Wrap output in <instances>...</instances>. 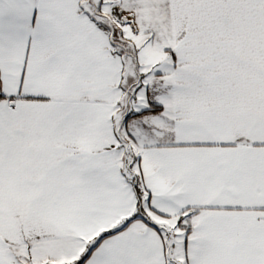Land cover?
I'll use <instances>...</instances> for the list:
<instances>
[{"label":"crops","instance_id":"0c3cea01","mask_svg":"<svg viewBox=\"0 0 264 264\" xmlns=\"http://www.w3.org/2000/svg\"><path fill=\"white\" fill-rule=\"evenodd\" d=\"M228 1L209 7V51L225 59L236 53L237 65L255 75L226 83L252 85H242L230 107L209 110V141L154 142L160 124L185 122L174 118L176 109L130 111L129 133L118 137L116 105L122 60L134 52L145 78L148 62L158 63L165 47L148 42L147 24L142 46L122 50L110 39L122 28L142 32L136 7L148 0H95L92 8L89 0H0V250L27 243L42 264H78L89 251L82 264H180L178 242L170 247L163 223L183 227V215L191 224L186 264H264V139L249 136L264 134V0H249L253 26L261 22L262 30L246 29L235 44L216 43ZM178 45L171 39L166 48L175 60L166 72L172 83L185 74ZM129 148L149 194L148 212L160 218L153 224L142 217L127 223L137 207L124 171ZM10 229L21 238L2 239ZM112 230L118 231L98 238ZM0 264L18 261L12 253Z\"/></svg>","mask_w":264,"mask_h":264},{"label":"rangeland","instance_id":"374dc122","mask_svg":"<svg viewBox=\"0 0 264 264\" xmlns=\"http://www.w3.org/2000/svg\"><path fill=\"white\" fill-rule=\"evenodd\" d=\"M94 1L89 0L88 5L91 8ZM212 1L214 0H148V4L137 3V7L136 4H131L138 11L137 25L142 32L134 34L133 28H122L116 35L110 34V39H113L112 43H117L122 50L129 44L142 46L147 24L148 29H151L148 42L165 47L159 52L158 63L148 62V77L145 78L141 71H146V68L144 65V67H140L135 61L134 52L130 60L126 58L122 60V98L119 104H115L117 109L120 108L115 116L120 126L118 132L116 131L118 137L129 133L124 122L128 112L146 110L151 108L153 103H158L164 105L167 110L176 109L174 118L178 121L182 118L185 122L175 120L176 123L178 122L177 124H160V127L158 126L159 129L161 128L160 131L154 129L159 136L153 137L154 142L157 140L163 142L209 141L212 138L207 127L209 110L230 107L232 103L230 97L238 94L239 90L242 91V85H252L226 83L228 77H252L255 75V69L251 67L247 69L242 64L237 65L236 53L228 52L225 59V57L218 58L217 54L219 53L209 51V44L215 42L210 29V14L208 13ZM235 2L244 7L247 5V9H241L239 5L234 7ZM250 8L249 0L228 1L226 10L230 16L226 21H223L225 27L215 35L217 36L216 43L221 39L222 42L235 44L239 41V35L246 29L257 27L259 31L262 30L261 22L259 25L253 26L254 20L250 17ZM143 19H145L144 23ZM171 39L179 44L176 48L179 64L181 70L185 71L184 77L178 83H172L171 76L166 75L167 71L174 70L175 65L172 53L166 50ZM198 46H201L202 49L198 50L196 48ZM126 56H128L127 53ZM159 72H165V75L159 77ZM262 105L264 106L263 103L260 106ZM168 116L172 119L169 114ZM250 128L251 126L247 128L243 125L242 130L249 133ZM253 134L254 132L251 130V135H245H249L252 139H264V134ZM124 142L127 143L126 140ZM149 214L153 221L160 219L152 212ZM163 226L168 231L170 247L178 242L179 247L176 251L181 259L180 264H186L187 227L173 228L172 223L168 221L163 223ZM13 230L16 232L15 228ZM7 233L2 231V239L8 238V242L21 238L20 235L17 236V233H12L11 229ZM97 239H92L86 249L90 250ZM12 253L16 256L18 264H32V262L42 264L40 263L42 254L31 253L27 243L20 249L12 247L10 244L7 249L0 250V259L3 258L0 262L7 263L9 256L12 260ZM169 254L171 255L172 251ZM5 256L8 258L4 259ZM173 256L175 257V255ZM45 262L44 264L52 263L51 260Z\"/></svg>","mask_w":264,"mask_h":264},{"label":"trees","instance_id":"16d2710c","mask_svg":"<svg viewBox=\"0 0 264 264\" xmlns=\"http://www.w3.org/2000/svg\"><path fill=\"white\" fill-rule=\"evenodd\" d=\"M115 12H118V7H116L114 9ZM98 24L102 27L103 23H101V20L98 19V17L94 16L93 17ZM105 29H107V27H104ZM110 28V27H109ZM108 30V29H107ZM0 97H3L2 94H0ZM164 108V105L162 104H158V103H153L152 107L146 110H142L140 112L135 113L133 116H138L141 114H145L147 112H157L160 111ZM126 161H125V166H124V171L125 173L128 175V177L130 178L135 191H136V195H137V207L135 212L128 217L127 219V223L131 222L132 220L142 217L144 218L146 221H148L150 224H153L151 222V216L148 212V208L150 207V198H149V194L147 193L146 188L144 187V183H143V179L142 176L139 172H137L134 168L135 165V160H136V155L134 154L135 152L133 151V149L129 148L126 150ZM133 158V159H131ZM152 209V208H151ZM182 217L183 215L180 216L179 220H178V225H181L183 227H187L188 232L191 230V224L189 223V221L187 220V224H183L182 222ZM126 225H124L123 227H121L120 229H123ZM118 229V230H120ZM118 230H112L109 232H106L105 234H103V236L101 238H104ZM90 255V251L87 252L78 262V264H82Z\"/></svg>","mask_w":264,"mask_h":264}]
</instances>
